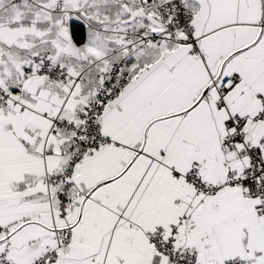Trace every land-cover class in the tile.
Masks as SVG:
<instances>
[{"label":"snow or ice","instance_id":"6c2138e0","mask_svg":"<svg viewBox=\"0 0 264 264\" xmlns=\"http://www.w3.org/2000/svg\"><path fill=\"white\" fill-rule=\"evenodd\" d=\"M0 264H264V0H0Z\"/></svg>","mask_w":264,"mask_h":264}]
</instances>
